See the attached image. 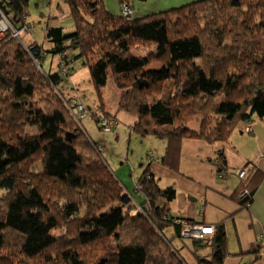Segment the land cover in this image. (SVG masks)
<instances>
[{"label":"trees","instance_id":"1","mask_svg":"<svg viewBox=\"0 0 264 264\" xmlns=\"http://www.w3.org/2000/svg\"><path fill=\"white\" fill-rule=\"evenodd\" d=\"M131 1L119 0L133 16ZM63 2L73 28L46 23L50 48L34 40L30 47L11 39L0 45V193L6 195L0 197V264H99L105 256L103 264H186L176 240L199 264H222V232L214 230L209 245L210 239L184 238L155 204L147 216L131 213L129 205L145 204L139 190L168 203L175 191L160 189L147 169L126 193L103 145L82 126L89 114L80 120L59 89L66 81L61 72L67 68L70 77L72 62H81L99 96L111 80L119 91L117 114L135 121L132 132L141 140L166 139L159 162L172 165L182 140L224 142L237 127L264 117V0H197L140 18L112 15L102 0ZM4 4L18 19L14 27L27 25L31 33L28 0ZM30 127L36 131L27 132ZM253 170L242 185L251 193L244 207L264 176ZM54 185L65 194L50 204L44 189ZM210 246L208 260L200 252Z\"/></svg>","mask_w":264,"mask_h":264},{"label":"crops","instance_id":"2","mask_svg":"<svg viewBox=\"0 0 264 264\" xmlns=\"http://www.w3.org/2000/svg\"><path fill=\"white\" fill-rule=\"evenodd\" d=\"M193 1L197 0H145L143 2L132 0L130 5L133 9L132 17L140 18L178 8ZM102 2L110 14H120L119 0H102ZM59 9L61 10V7L57 5V13ZM57 13H50L49 18L53 22L48 24L66 27L65 30L70 31L73 28L71 18L67 20V23L62 24L54 16ZM67 15L69 16V13ZM57 16L60 17L59 14ZM71 97L65 98L71 99ZM113 113V115L117 114ZM262 123L264 124V117L249 123L253 130L250 135L243 132L246 124L239 126L236 128L238 131L234 129L226 141L215 145L197 139L182 140L178 162L170 165L169 168L164 166L162 161L159 162L166 153V139H157L160 142L159 149L148 151L145 161L138 169L137 175H141L143 168L149 165L148 162L153 163V160L148 161L149 154L155 156L154 163L151 165L153 179L160 189H173L176 194L175 198L167 203L169 205L164 212L165 216L168 215L175 220L185 219L201 226L217 227L214 228L215 231H220L224 235L221 244L224 252L222 264H264V247L259 244V236L264 233V176L257 189L252 192L250 205L243 207L239 205L235 197L237 191L244 188L243 182L231 174L235 169L248 163L264 174ZM145 140L146 138L143 141ZM218 150L224 151L226 165L223 159L217 160ZM216 168L230 175L225 180L219 179ZM126 193L129 192L126 191ZM172 228L170 226L165 230L170 238L174 235ZM212 236L213 234L205 237L207 240L210 239L209 245H212ZM174 243L186 264H199L179 240ZM211 249L210 246L201 256H210L213 252Z\"/></svg>","mask_w":264,"mask_h":264},{"label":"rangeland","instance_id":"3","mask_svg":"<svg viewBox=\"0 0 264 264\" xmlns=\"http://www.w3.org/2000/svg\"><path fill=\"white\" fill-rule=\"evenodd\" d=\"M119 4H120V15H122L121 13L123 9L122 7L126 3L124 2L122 4L121 3ZM57 5L61 7V10L59 9L58 13L56 11ZM51 12L53 14L57 13L60 15V17H58L57 14L54 16H56L57 20L59 19L62 24L67 23V20L70 19V17L67 15V13H69V9L66 6L65 2H63V0H28L25 21L31 27V33L26 34L25 31H22V33L18 35V37L11 40L18 42V44H20L21 46L26 45L25 47L32 46L34 40L38 45L43 46L45 49L50 48L51 45L48 42H46V40L44 39L43 32L45 30L46 23L51 24L53 22V20L49 18ZM139 52L143 53V51H139ZM75 54L76 53L71 51L68 53V56L70 57V59H72ZM50 60H52V57L47 56V58L43 62L42 66L44 67L45 70H48L47 64L49 63ZM72 63L74 65L75 70L71 73L70 77H69V70L67 68L62 69L61 74L66 79V81H62V83L59 85V89L63 92L62 94L65 97L72 96L71 99H67V102H69L70 104H78L79 102L80 104H83L84 107L87 109L89 116L82 122V126L84 130L88 133V135L92 140L98 141L103 145L100 151H102V155L105 159V162L109 166L110 170L114 173V175L118 177V179H120L125 189L129 193H132L133 185L140 175V174L137 175L140 164L145 161L146 155L149 153L148 151H156L159 149L160 142L157 140L158 138L155 137H147L145 141H143L144 139L140 140V138L135 133L132 132L134 130L135 121H133V119L124 112H118V114H116L118 119L115 118L116 115H113L114 114L113 112L117 113L119 91L115 88L111 80L108 81L107 86L101 91L100 93L101 96H99V93L95 90V88H93L90 82V74L88 69L84 67L81 62L76 63V61H74ZM51 68L57 73L60 72V69L56 65L55 61L51 66ZM104 111L107 113L110 112L109 114L111 116H104L103 114ZM94 114L99 115V119H104L108 122L116 120L117 123L119 124L111 133H103L102 131H105L106 127H108V124L104 121L103 124L105 125L107 124V125L101 127L100 128L101 131H100L94 120V116H95ZM255 121L257 120L255 119ZM261 127H264L263 123L261 124ZM249 129L250 127L245 126L243 132L246 135H250L252 131H247ZM35 131L36 130L34 129V127H30L27 129V132L29 133H33ZM234 131H238V130L235 129ZM26 135L28 134L26 133ZM197 140H202V139H197ZM218 143L216 142L211 145H215ZM223 152L221 150H218L217 160L223 159V162L226 165V159ZM154 157L155 156L150 153L148 156V161L153 160L154 163ZM164 157L165 156H163V159ZM153 163L148 162L149 165L143 168L141 174L145 173V171L148 169L147 171V173L149 172L148 175L150 174L151 176H153L151 172V165ZM164 166H167L169 168L170 164L164 163ZM253 168L254 165L248 163L243 167L235 169L231 174L235 175L240 182H243L246 179L248 173L251 172ZM254 170H257V168L255 167ZM216 171L218 172L217 176L219 179L225 180L230 175V173H225L224 171H221V169L216 168ZM241 173H243L242 176H239V174ZM54 187L57 188L49 189L45 187L44 189L45 196H47L46 199L50 204L56 200L60 201L65 194L64 190L61 189V187L55 185ZM129 193L127 194L129 195ZM139 194L141 195L142 201L145 204L129 205L131 209V213H133L134 216L137 217L147 216L148 213L147 210H149L148 206L151 205V203L155 204L157 208L160 209V213H159L160 215L165 212L167 205H169L167 204L168 202H166L165 199L163 198H158L157 201L152 202V200L143 197L145 195H143V193L140 190H139ZM250 194L251 193H249V189L246 186L243 189H239L235 196L239 205L243 206L241 202H243L244 199L247 200ZM2 195L6 196L1 192L0 197ZM176 220L180 222L182 227H186L184 236H187L188 234L187 232L192 230L197 232V234L195 232V236L196 238H198V228L199 226H201L200 224H195L185 219H176ZM261 237H264V233L259 236V241H260L259 244L262 245V247H264V241L262 240ZM219 251L221 254L224 253L222 250V246H220ZM200 254L202 253L200 252ZM205 258L210 260L212 258V254ZM107 260L108 258L105 256L100 260L99 264H103Z\"/></svg>","mask_w":264,"mask_h":264},{"label":"built area","instance_id":"4","mask_svg":"<svg viewBox=\"0 0 264 264\" xmlns=\"http://www.w3.org/2000/svg\"><path fill=\"white\" fill-rule=\"evenodd\" d=\"M4 1H8V0H0V7L4 4ZM137 1H143V0H137ZM122 8L123 9H122L121 13L124 17H130L132 15V11L130 10L128 4H125ZM5 10H7V9L5 8ZM17 20L18 19L14 13H12V12L6 13L5 11H3L0 8V45L7 40L14 39V38L18 37V35H20L22 33V31H25L26 34L29 33L27 30L28 29L27 25L24 27L22 26V28H23L22 30H18L14 27L13 22H15ZM70 105H73V114L76 115L78 118H80V120L85 119L86 116L89 114L87 112V110L82 105H79V104H70ZM104 121L108 124V127H106L104 132L112 131L118 124L116 120L108 122L104 119H99L100 127H104L107 125V124L106 125L103 124ZM250 129L247 131H252V129L251 130ZM242 174L243 173L239 174V176H242ZM176 223L181 226L179 221L176 220ZM181 229H182V236L184 238H191V239H197V240L205 239L206 236L212 235L214 233V228L211 226H199L198 238H196V236H195L196 231L190 230L189 232H187L188 233L187 236H184L186 227L181 226ZM196 234H197V232H196ZM261 238L264 241V237H261Z\"/></svg>","mask_w":264,"mask_h":264},{"label":"clouds","instance_id":"5","mask_svg":"<svg viewBox=\"0 0 264 264\" xmlns=\"http://www.w3.org/2000/svg\"><path fill=\"white\" fill-rule=\"evenodd\" d=\"M212 227V226H211ZM195 240V239H194Z\"/></svg>","mask_w":264,"mask_h":264}]
</instances>
